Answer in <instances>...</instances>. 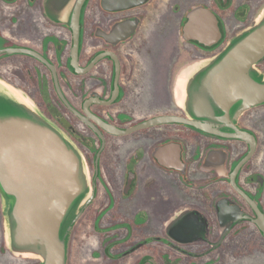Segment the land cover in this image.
Segmentation results:
<instances>
[{
	"label": "flooded vegetation",
	"instance_id": "flooded-vegetation-1",
	"mask_svg": "<svg viewBox=\"0 0 264 264\" xmlns=\"http://www.w3.org/2000/svg\"><path fill=\"white\" fill-rule=\"evenodd\" d=\"M0 0V79L25 91L83 151L95 195L68 264H264V103L205 131L181 86L264 0ZM76 55V57L74 56ZM256 66L264 72V57ZM209 68V67H208ZM190 77V78H189ZM170 118L148 126L150 120ZM14 253L0 193V264Z\"/></svg>",
	"mask_w": 264,
	"mask_h": 264
},
{
	"label": "water",
	"instance_id": "water-1",
	"mask_svg": "<svg viewBox=\"0 0 264 264\" xmlns=\"http://www.w3.org/2000/svg\"><path fill=\"white\" fill-rule=\"evenodd\" d=\"M263 57L264 9L222 53L194 66L209 74L198 86H181L189 117L176 120L248 138L237 119L264 103V72L256 66ZM0 193L7 246L18 255L41 259L40 264H68L72 229L95 195L88 162L25 91L1 79Z\"/></svg>",
	"mask_w": 264,
	"mask_h": 264
}]
</instances>
